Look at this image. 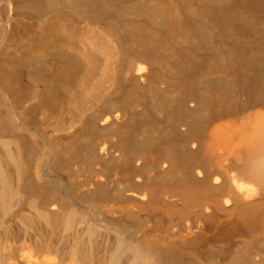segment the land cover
<instances>
[{"label":"bare ground","instance_id":"obj_1","mask_svg":"<svg viewBox=\"0 0 264 264\" xmlns=\"http://www.w3.org/2000/svg\"><path fill=\"white\" fill-rule=\"evenodd\" d=\"M0 264H264V0H0Z\"/></svg>","mask_w":264,"mask_h":264}]
</instances>
